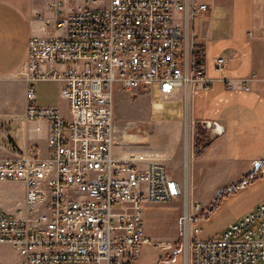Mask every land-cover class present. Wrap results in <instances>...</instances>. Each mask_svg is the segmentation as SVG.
<instances>
[{"label":"built area","instance_id":"obj_1","mask_svg":"<svg viewBox=\"0 0 264 264\" xmlns=\"http://www.w3.org/2000/svg\"><path fill=\"white\" fill-rule=\"evenodd\" d=\"M49 4L62 10L58 0ZM208 10L195 0H83L56 19L64 35L31 37L20 72L28 85L25 118L49 122L48 153L15 147L0 157V183L24 186L21 207L0 206V244L16 250L18 264L137 263L152 242L145 208L181 197L183 186L162 154L125 149L131 141L117 124L115 93L145 91L157 110L209 86L206 48L193 33L194 19ZM227 65L228 58H215L218 71ZM47 80L60 83L68 116L36 105L35 85ZM240 85L250 88L247 79ZM11 123L0 115L4 146L13 144ZM201 232L192 228L190 264H264V202L219 238Z\"/></svg>","mask_w":264,"mask_h":264},{"label":"crops","instance_id":"obj_2","mask_svg":"<svg viewBox=\"0 0 264 264\" xmlns=\"http://www.w3.org/2000/svg\"><path fill=\"white\" fill-rule=\"evenodd\" d=\"M53 1L0 0V115L11 117L12 121L22 118L25 132L22 144L13 139L12 145L0 142L1 158L14 155L15 147L29 149L35 156L48 153L49 122L26 120L28 85L20 72L28 60L31 37L63 34L56 19L83 6V0H58L62 9L58 11L50 6ZM195 1L209 6L208 11L194 19L193 33L206 48L207 75L212 81L207 87L194 89L188 101L181 95L167 101L183 100V118L188 123H207L213 132L216 126L223 128L201 159L219 163L217 172L228 168L229 177L239 179L244 173V177L248 175L243 169L238 170L241 164L254 165L264 160V0ZM220 56L228 58L224 71L215 66V58ZM244 79L249 80V89L240 85ZM35 88L37 106L57 107L69 115V106L63 108L68 101L57 81H39ZM170 112L180 114L177 108ZM8 252L13 256L11 261ZM18 263L14 248L0 244V264Z\"/></svg>","mask_w":264,"mask_h":264},{"label":"rangeland","instance_id":"obj_3","mask_svg":"<svg viewBox=\"0 0 264 264\" xmlns=\"http://www.w3.org/2000/svg\"><path fill=\"white\" fill-rule=\"evenodd\" d=\"M57 84L60 86L59 82ZM40 86L37 85L39 91ZM159 99V91L155 88L153 100ZM67 106L65 103L63 108ZM183 106V100L166 101L162 109L155 110L145 91L115 93L117 124L126 131L129 141L128 136L133 135L125 149L159 152L172 175L181 178L183 186L181 197L145 208L146 231L152 242L140 248L136 264H190V241L195 225L202 228L201 238H219L230 223L253 210L254 203L264 198V160L256 165L241 164L238 170L243 169L248 174L253 172V179L235 189L245 173L239 179L230 178L228 168L217 172L215 167L219 163L201 159L215 136L202 124L188 123L183 118ZM176 108L180 114L173 115L170 110ZM12 122L10 136L22 144L25 139L22 118H15ZM201 150L203 153L198 156ZM23 199V185L0 183V206L3 209L14 212L23 205ZM216 202L218 205L214 207ZM7 256L10 261L13 259L9 252Z\"/></svg>","mask_w":264,"mask_h":264},{"label":"trees","instance_id":"obj_4","mask_svg":"<svg viewBox=\"0 0 264 264\" xmlns=\"http://www.w3.org/2000/svg\"><path fill=\"white\" fill-rule=\"evenodd\" d=\"M202 151H203V150L198 151L197 155L200 156V155L203 153ZM252 179H253V172L250 173V174H248V175H246V176L243 178L242 181H240L236 186H234V188L237 189L238 187L243 186L241 183H246V181H247L248 183H251V182H252ZM217 205H218V202H216V205H215L214 207H216ZM214 207H213V209H214ZM211 211H212V209H211ZM207 214H209V213H207ZM208 216H209V215H208Z\"/></svg>","mask_w":264,"mask_h":264},{"label":"water","instance_id":"obj_5","mask_svg":"<svg viewBox=\"0 0 264 264\" xmlns=\"http://www.w3.org/2000/svg\"><path fill=\"white\" fill-rule=\"evenodd\" d=\"M204 126L207 127V123H204ZM222 131H223V128L222 127H219V126L217 127L216 126V128L214 129L213 134H214L215 137H217L219 134H221ZM215 137H213V138H215Z\"/></svg>","mask_w":264,"mask_h":264},{"label":"bare ground","instance_id":"obj_6","mask_svg":"<svg viewBox=\"0 0 264 264\" xmlns=\"http://www.w3.org/2000/svg\"><path fill=\"white\" fill-rule=\"evenodd\" d=\"M47 81H50V80H47ZM132 136H133V135H129V136H128V138H130V141L132 140V139H131ZM157 153H159V152H157ZM159 154H160V153H159ZM16 210H17V209H16Z\"/></svg>","mask_w":264,"mask_h":264}]
</instances>
